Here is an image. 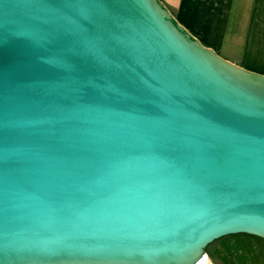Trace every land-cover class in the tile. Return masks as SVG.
I'll list each match as a JSON object with an SVG mask.
<instances>
[{"label": "water", "instance_id": "95a60500", "mask_svg": "<svg viewBox=\"0 0 264 264\" xmlns=\"http://www.w3.org/2000/svg\"><path fill=\"white\" fill-rule=\"evenodd\" d=\"M264 238V77L158 0H0V264H193Z\"/></svg>", "mask_w": 264, "mask_h": 264}, {"label": "crops", "instance_id": "0c3cea01", "mask_svg": "<svg viewBox=\"0 0 264 264\" xmlns=\"http://www.w3.org/2000/svg\"><path fill=\"white\" fill-rule=\"evenodd\" d=\"M158 1L200 46L264 77V0Z\"/></svg>", "mask_w": 264, "mask_h": 264}, {"label": "rangeland", "instance_id": "374dc122", "mask_svg": "<svg viewBox=\"0 0 264 264\" xmlns=\"http://www.w3.org/2000/svg\"><path fill=\"white\" fill-rule=\"evenodd\" d=\"M203 252L209 264H264V238L228 235L208 244Z\"/></svg>", "mask_w": 264, "mask_h": 264}, {"label": "bare ground", "instance_id": "6f19581e", "mask_svg": "<svg viewBox=\"0 0 264 264\" xmlns=\"http://www.w3.org/2000/svg\"><path fill=\"white\" fill-rule=\"evenodd\" d=\"M209 260L207 259V257L205 256L204 252L201 253V255L199 256L198 260L196 262H194L193 264H209L208 262Z\"/></svg>", "mask_w": 264, "mask_h": 264}]
</instances>
